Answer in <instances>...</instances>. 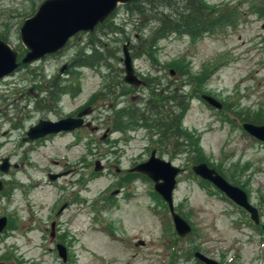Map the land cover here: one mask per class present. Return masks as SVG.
<instances>
[{
    "label": "rangeland",
    "instance_id": "obj_1",
    "mask_svg": "<svg viewBox=\"0 0 264 264\" xmlns=\"http://www.w3.org/2000/svg\"><path fill=\"white\" fill-rule=\"evenodd\" d=\"M43 1L0 0V39L19 59L26 53L19 29ZM202 1L217 9L238 6L240 22L195 41L166 36L152 46L150 57L140 53L145 50L142 40L156 24L140 31L145 27L137 29L132 4L120 6L93 33L78 34L61 52L20 65L0 80V162L8 158L10 163L7 173L0 171L6 188L0 194V217L9 219L0 236V264H200L182 260L188 249L221 264H264V233L213 185L193 175L187 161L193 154L157 151L184 169L173 200L193 227L189 238L177 239L153 182L127 174L148 159L157 136L152 138L153 132L144 128L123 132L121 125L144 109L150 96L147 80L189 83L175 72L180 64L195 77L183 86L186 92L195 85L196 96L182 121L183 131L198 142L194 156L242 188L264 217V143L241 127L264 115V20L249 14L248 3L254 6L257 0ZM127 41L144 86L123 81L120 59ZM92 46L102 55L100 66L71 69L73 59L90 54ZM66 65L69 74L60 72ZM57 85L62 93L55 90L52 97ZM100 94L106 97L92 103ZM201 95L213 97L222 109L209 107ZM86 106L93 111L84 120L97 130L82 128L22 143L38 120L69 117ZM113 127L120 131L111 133ZM96 161L103 166L100 172L95 171ZM62 172L53 182L47 178ZM57 242L67 249L65 263L56 252Z\"/></svg>",
    "mask_w": 264,
    "mask_h": 264
},
{
    "label": "water",
    "instance_id": "obj_2",
    "mask_svg": "<svg viewBox=\"0 0 264 264\" xmlns=\"http://www.w3.org/2000/svg\"><path fill=\"white\" fill-rule=\"evenodd\" d=\"M131 1L134 0H44L34 15L26 19L19 29L21 42L27 49L20 63L26 64L42 58L46 54L61 50L67 41L77 33L92 31L98 24L102 23L116 9L118 4ZM17 58V51L0 39V79L18 67ZM124 67L125 82L138 85L140 81L133 74L131 59L126 46H124ZM202 99L211 106L221 108V105L210 96L203 95ZM90 112L91 110L88 108L78 113L77 118L69 117L58 121L40 120L36 125L29 128L23 141H33L49 134L80 128L83 126V116ZM243 129L255 138L264 141V125L244 123ZM95 165L96 171L101 170L99 161ZM8 168V159H2L0 170L7 172ZM132 171L142 173L154 182L155 190L169 205L177 235L184 237L191 233V227L179 215L175 214L172 208V191L180 169L173 166L169 161L156 158L152 153L146 162L137 165ZM192 171L199 177L211 182L235 203L246 209L255 223H258L256 209L249 205L245 193L240 188L228 183L204 163L193 166ZM51 178L53 179L55 176ZM2 189L3 184L0 181V191ZM6 221L5 217L0 218V232L5 227ZM262 229L264 230V224ZM63 249V247L58 246L59 255L65 261L66 255ZM195 256L205 264H219L200 253H196Z\"/></svg>",
    "mask_w": 264,
    "mask_h": 264
},
{
    "label": "trees",
    "instance_id": "obj_3",
    "mask_svg": "<svg viewBox=\"0 0 264 264\" xmlns=\"http://www.w3.org/2000/svg\"><path fill=\"white\" fill-rule=\"evenodd\" d=\"M132 10L139 17L138 30L145 27L140 31L145 29L146 32L149 24H156L152 26L148 37L142 40L145 50L140 53L150 57L153 56L152 46H155L157 41L166 36H187L195 41L205 35L224 32L226 28L237 26L242 13L236 5L217 9L209 7L202 0H138L132 3ZM252 11L255 12L258 18L264 20V0H257V3L252 6ZM107 21L100 24L99 27ZM108 27H110L109 30H112V25ZM90 48L92 51L90 56H82L81 54L77 56L79 65L100 66L102 55L96 47L92 46ZM176 66L175 72H179L178 75L181 78L184 77L189 80L187 84H192L195 77L190 75L188 71H184L180 64ZM68 73H70V68ZM182 80L175 86L167 81L161 85L160 80H152L151 83L147 80L146 84L150 90V96L144 103V109H137V127L149 128L157 136V141L152 143H157L161 150L172 154H193V157H188L187 161L196 164L202 162L200 156H194V153L198 150V142L182 129L184 114L188 109L190 99L196 96V91L194 92V85L188 92H184L185 87L183 86L187 84ZM55 90L57 92L60 90L62 93L63 88L57 85L50 94L56 96ZM105 97L104 94L95 95L92 100L98 101ZM251 122L255 124L264 122V115H256Z\"/></svg>",
    "mask_w": 264,
    "mask_h": 264
},
{
    "label": "flooded vegetation",
    "instance_id": "obj_4",
    "mask_svg": "<svg viewBox=\"0 0 264 264\" xmlns=\"http://www.w3.org/2000/svg\"><path fill=\"white\" fill-rule=\"evenodd\" d=\"M83 109V108H82ZM79 110H81V109H79ZM79 110L78 111H76L75 113H74V115H72V116H76L77 115V113L79 112ZM120 193V191H118V190H116V194H114V195H116V196H118L117 194H119ZM115 196V197H116ZM115 197H113V199H115ZM112 199V201H111V203H113V202H115L114 200ZM117 205V202H115V204H114V206H116ZM258 207H260V206H258ZM242 209V208H241ZM243 210V209H242ZM248 217H249V220L251 221V219H250V215L248 214ZM259 219H260V223H259V225L258 226H261V224L262 223H264V217H262V214H261V212H260V210H259ZM252 222V221H251ZM253 223V222H252ZM57 244V243H56ZM55 244V245H56ZM196 251H194V252H191V249H188L187 250V252H186V258L188 259V258H190V259H194L195 257H194V253H195ZM210 257V256H209ZM195 260V259H194ZM188 261H189V259H188ZM220 263V262H219ZM221 264V263H220Z\"/></svg>",
    "mask_w": 264,
    "mask_h": 264
}]
</instances>
